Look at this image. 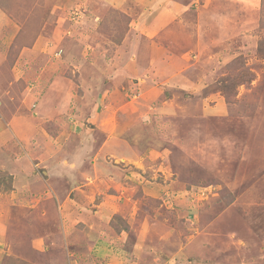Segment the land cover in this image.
Returning <instances> with one entry per match:
<instances>
[{"label": "rangeland", "instance_id": "1", "mask_svg": "<svg viewBox=\"0 0 264 264\" xmlns=\"http://www.w3.org/2000/svg\"><path fill=\"white\" fill-rule=\"evenodd\" d=\"M182 1L190 9L172 26L174 57L154 61L145 49L138 73L130 61L143 45L122 44L131 18L113 5L0 0V196L22 170L31 176L41 166L46 138L80 127L95 132L94 147L123 105L184 111L179 132L156 137L178 162L153 177L183 187L139 188L126 217L100 218L101 196L70 218L60 200H0V264H264V0ZM83 57L97 71L87 72ZM161 61L170 67L155 80ZM16 115L26 121L15 124ZM135 162L117 165L148 178L152 168ZM55 227L57 237L38 249L40 233ZM103 232L110 242L99 243Z\"/></svg>", "mask_w": 264, "mask_h": 264}, {"label": "crops", "instance_id": "2", "mask_svg": "<svg viewBox=\"0 0 264 264\" xmlns=\"http://www.w3.org/2000/svg\"><path fill=\"white\" fill-rule=\"evenodd\" d=\"M98 1L106 2V5H113L116 9H119L131 18L129 29L122 44L126 48L140 45L141 43L144 46L140 45L139 50L142 49L141 53L136 54L140 55L139 58L130 61L131 66L129 69H132L131 71L135 70L138 73H140L139 71H144L143 68L145 67H142L139 62L143 60V50L145 49L146 55L151 56L154 61H157V56L162 57L164 55L169 59L174 57L169 53L172 49L179 48V41L175 40L176 35L175 31H172V26L174 23L178 24L179 19H182L183 15L190 9L189 6L183 4L182 0ZM209 1L212 0L205 2V7L207 8L210 7ZM204 8H200V11H203ZM137 31L138 35H136ZM172 33H174L172 35L174 39L169 40ZM155 37L161 40L158 42ZM88 41L90 42L89 39ZM159 44L160 46H158ZM146 46H150V48L147 49ZM155 49L157 52H155ZM84 60L88 63L84 67V69L88 70L87 72L97 71L98 66L95 67L97 61L91 64L89 58H84ZM156 66L161 67L163 71L160 74L153 73L156 75V78L152 74L151 77H154L155 80L170 67L168 65L163 66L162 61L161 63L157 62ZM181 79L179 77L177 81ZM62 85L65 87L66 83ZM26 93L27 96L29 95L28 97H35V94L29 91ZM140 105H123L121 108L123 111L122 116L120 114L118 116L116 112V116H113L112 121L105 122L103 130H100L101 139L99 142L101 145L97 144V146L93 147L91 145V138L95 136V132L87 135L88 133L80 127H77L76 130L73 128L71 133H69L70 130L66 129L62 132L63 136H60V138H46L51 143L48 144V148H51V151L47 149L48 156L44 154L41 157V166L37 168V171L33 172L34 174L31 173V176L29 175L32 170H22L23 173L19 174L14 180V188L10 193L2 194L0 200H60L59 204L61 202L62 205L58 204L59 210L63 211L64 208L65 211H68L67 214L70 212L67 216L70 218L73 213L76 214L74 209L77 206L80 208L83 203L85 206L89 201L101 196V200L104 201L101 202V208L97 212L100 218L104 216L111 217L115 213H120L126 217V215L134 212L136 202L140 200L139 195L141 193L138 191L139 188L144 189V194H146L149 190L156 187L167 190L173 184L183 187L184 184L177 182L175 179L161 183V180L156 181L153 177L156 174L160 175L161 172L165 173L166 170L172 173L173 171L168 169V165L173 164L175 159L178 162V156L175 155L173 150L170 148L161 149L163 147H160V144L158 146L156 137L158 133L171 135L176 132L175 129H178L177 132H179V125L175 124V120L180 119L184 111L182 108L172 109L166 104H158L151 108L155 114L150 115L142 111L143 108ZM214 108L217 109V106L215 105ZM45 109V114L48 113V109L50 112H53L47 105L42 111ZM172 113L179 115L174 121L168 118ZM24 120L26 121V119L22 118L19 120L17 115L13 118L15 124L17 121ZM27 125L30 129L29 126L31 124L28 122ZM96 131L99 130L96 129ZM38 135H43V133ZM47 157L48 160H46ZM119 161L125 162L126 166L127 162L134 164L137 161L140 166H144L145 168L149 166V169L152 168L153 171H149L148 178L140 170L134 172L128 171V173L126 169H122L117 165ZM45 165L46 167L43 168ZM165 166H168V168ZM173 176L174 174L171 178ZM111 189L115 193H112ZM124 196H127V198L125 199L126 203L122 206ZM83 200H87L88 202H83ZM49 208L53 210L54 207L52 205ZM63 215L65 216V214ZM75 218L76 216L73 217V220ZM133 219L136 221L135 217ZM57 229L58 227H55L50 233H40L37 238V248L42 249L44 243L50 244L57 237ZM103 233L105 236H101L102 241H99V243L110 242L112 235L106 236V232ZM116 236L117 239L125 241L122 237L123 234H117ZM113 260V257H111L108 264H113ZM55 263L56 261H50V264Z\"/></svg>", "mask_w": 264, "mask_h": 264}, {"label": "trees", "instance_id": "3", "mask_svg": "<svg viewBox=\"0 0 264 264\" xmlns=\"http://www.w3.org/2000/svg\"><path fill=\"white\" fill-rule=\"evenodd\" d=\"M129 227V226H128Z\"/></svg>", "mask_w": 264, "mask_h": 264}]
</instances>
